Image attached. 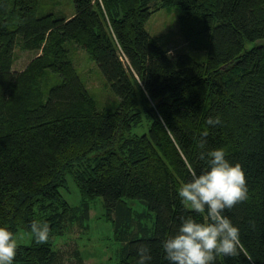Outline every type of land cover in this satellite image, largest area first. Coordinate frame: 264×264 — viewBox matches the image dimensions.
<instances>
[{
    "label": "trees",
    "instance_id": "1",
    "mask_svg": "<svg viewBox=\"0 0 264 264\" xmlns=\"http://www.w3.org/2000/svg\"><path fill=\"white\" fill-rule=\"evenodd\" d=\"M150 1L72 0L67 15L49 1L0 0V227L31 234L13 264H62L55 241L95 197L120 242L113 264H136L140 246L152 264H167L160 244L190 214L177 192L191 179L185 160L197 173L204 167L202 140L241 165L249 190L225 211L242 251L216 264H264V0H160L181 10L179 33L192 52L175 54L145 28ZM17 46L36 51L20 70ZM76 47L115 106H97L71 59ZM217 116L220 125L206 123ZM71 182L75 207L63 192ZM128 199L154 214L151 229ZM37 220L49 225L43 244L30 229Z\"/></svg>",
    "mask_w": 264,
    "mask_h": 264
},
{
    "label": "clouds",
    "instance_id": "2",
    "mask_svg": "<svg viewBox=\"0 0 264 264\" xmlns=\"http://www.w3.org/2000/svg\"><path fill=\"white\" fill-rule=\"evenodd\" d=\"M206 123L216 126L222 121L217 116ZM205 145L206 140L198 145L199 160L204 164L199 173L185 160L191 179L181 185L177 195L190 214L181 216L174 232L161 241L167 264H216L217 258L237 257L242 251L240 229L225 211L248 199L244 171L239 163L229 161L223 148L208 150ZM196 216L205 219L197 220ZM30 229L38 244L48 241L47 222L34 221ZM17 249L13 232L0 227V264H13ZM137 257L136 264H152L153 257L146 246L137 248Z\"/></svg>",
    "mask_w": 264,
    "mask_h": 264
},
{
    "label": "rangeland",
    "instance_id": "3",
    "mask_svg": "<svg viewBox=\"0 0 264 264\" xmlns=\"http://www.w3.org/2000/svg\"><path fill=\"white\" fill-rule=\"evenodd\" d=\"M47 7L54 5L58 11L70 15L74 10L72 0H50ZM152 14L145 24L148 32L154 36L162 38L171 54L179 52H192L186 40L179 33L178 18L181 10L177 7H160V0H151ZM251 42H246V47L251 46ZM36 51L23 50L20 47L14 49V60L12 68L20 70L35 55ZM196 56L200 53L193 52ZM71 59L81 78L85 83L90 94L95 98L97 106H115L117 97L111 91L103 75L99 72L97 66L90 60L88 54L76 47L71 54ZM52 82V80H51ZM144 121L143 127L146 128ZM65 197L72 206H76L80 201L79 191L74 183L69 184V190L63 191ZM128 204L135 210L143 213L142 221L148 228H152L154 214L146 209V206L138 200L128 199ZM131 211V227L136 228L138 213ZM146 212V214H145ZM105 218L103 201L101 197H95L93 201H88V211L83 217L82 210L77 215V220L68 223V228L64 235L57 238L54 249L62 253V264H78V258H81V264H113L118 258L116 250L119 249L118 242L113 234V224ZM17 242L29 244L31 234L23 228H18L14 235ZM78 253L76 256L75 253Z\"/></svg>",
    "mask_w": 264,
    "mask_h": 264
}]
</instances>
